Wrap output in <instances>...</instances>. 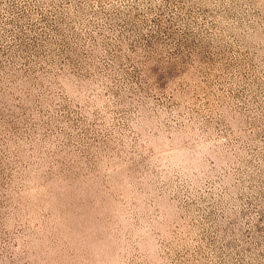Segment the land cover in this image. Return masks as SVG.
<instances>
[{
	"label": "rangeland",
	"instance_id": "374dc122",
	"mask_svg": "<svg viewBox=\"0 0 264 264\" xmlns=\"http://www.w3.org/2000/svg\"><path fill=\"white\" fill-rule=\"evenodd\" d=\"M0 264H264V0H0Z\"/></svg>",
	"mask_w": 264,
	"mask_h": 264
}]
</instances>
